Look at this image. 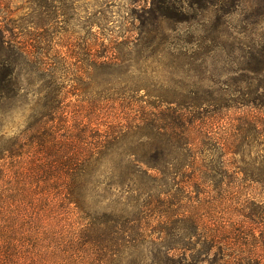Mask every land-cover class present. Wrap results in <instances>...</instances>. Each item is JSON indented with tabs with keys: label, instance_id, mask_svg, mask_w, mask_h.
I'll return each mask as SVG.
<instances>
[{
	"label": "rangeland",
	"instance_id": "1",
	"mask_svg": "<svg viewBox=\"0 0 264 264\" xmlns=\"http://www.w3.org/2000/svg\"><path fill=\"white\" fill-rule=\"evenodd\" d=\"M172 1L177 2L172 12L183 17L166 18L154 0H0V40L32 42V30L23 35L22 28L50 21L43 59L52 64L49 78L21 66V94L0 113L3 132L15 136L32 120L33 110L48 104L55 125L67 134L88 127L89 120L121 132L110 150L116 156L152 154L153 143L159 144L163 173L159 182L147 184L160 195V223H153L159 231L151 229L149 242L134 259L144 258L143 264H264V126L255 130L248 123L243 138L231 137L234 119H263L264 109L215 111L230 104L237 79L245 75L235 71L234 59L243 53L233 48L264 47V18L249 19L250 12L239 11L223 24L212 12L211 22L209 12L196 15L187 0ZM211 27L212 34L205 31ZM31 44L39 48L36 41ZM104 57L118 58L121 67L101 66ZM135 88L140 91L133 96L129 92ZM148 93L195 114L203 99H212L208 118L195 126L192 149L186 141H170L168 135L159 141L150 130L136 128L153 111L147 101L158 102ZM202 107L203 113L210 111L209 105ZM230 145L236 150L229 151Z\"/></svg>",
	"mask_w": 264,
	"mask_h": 264
},
{
	"label": "trees",
	"instance_id": "2",
	"mask_svg": "<svg viewBox=\"0 0 264 264\" xmlns=\"http://www.w3.org/2000/svg\"><path fill=\"white\" fill-rule=\"evenodd\" d=\"M154 1L158 4L156 11L166 18L182 16L170 9L177 2ZM187 2L196 15L209 12L211 22L212 12L218 21L224 19L223 24L239 11L250 12L249 19L264 18V0ZM47 23L49 26L22 28L23 35L32 30L30 35L35 38L29 40L36 41L39 48L28 41L0 40V113H6L5 104L12 105L21 94L17 72L23 64L30 65L41 78L50 77L52 64L43 59L49 52L46 43L50 40V21ZM205 31L212 34V27ZM238 50L243 55L234 59L235 71L245 75L237 79L238 90L230 94V104L217 105L215 111L264 109V80H260L264 75V47L233 48L234 52ZM36 51L39 55L34 57ZM99 64L116 69L122 61L104 57ZM130 91L134 96L140 90ZM148 97L157 96L148 93ZM157 98L155 103L147 101L153 111L139 119L136 128L144 133L150 130L159 141L167 135L170 141H186L185 146L192 149L197 139L195 126L208 118L212 99H203L197 107L199 114H195L185 113L180 106L172 108L170 104L176 102L167 97ZM164 104L169 106L163 109ZM203 105H209L210 111L203 113ZM38 108L24 130L13 137L6 136L0 122V264H143L144 258L137 256L135 260L134 256L149 242L150 231L158 233L160 225L153 223H160L162 214L160 195L147 188L149 181L159 182L158 175L163 173L162 146L153 143L152 154L116 156L110 153L121 139V132L115 128L105 129L102 123L89 120L88 127H75L76 131L67 134L65 128L55 125L57 118L50 105ZM61 116L67 118V113ZM233 122L231 137L235 140L243 138L248 123L255 124V130L264 126V118L259 117L236 118ZM226 147L236 150L235 145Z\"/></svg>",
	"mask_w": 264,
	"mask_h": 264
}]
</instances>
